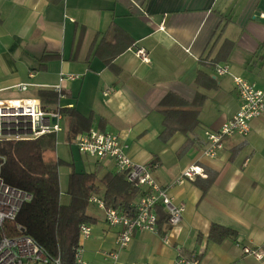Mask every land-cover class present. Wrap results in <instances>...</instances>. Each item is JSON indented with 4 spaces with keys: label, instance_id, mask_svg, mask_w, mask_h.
<instances>
[{
    "label": "crops",
    "instance_id": "0c3cea01",
    "mask_svg": "<svg viewBox=\"0 0 264 264\" xmlns=\"http://www.w3.org/2000/svg\"><path fill=\"white\" fill-rule=\"evenodd\" d=\"M262 12L264 0H0L3 96L36 98L42 104L39 91H51L57 96L56 107L75 108L83 116L92 113L90 130L118 136L132 162L156 165L155 181L169 189L176 204L185 206L180 223L166 235L137 232L127 248L117 251L115 240L122 227L109 226L104 211L89 203L86 213L94 222L82 245V259L88 264H114L102 257L111 252H117L115 264H174L178 251L195 256L198 264H264V258L256 261L240 249L264 251V114L250 122L245 137L225 140L215 159L203 154L205 131L218 130L238 110L233 78L243 77L264 91V23L257 17ZM111 23L134 42L114 60L117 73L95 57L88 59L95 36ZM81 28L83 38L76 49ZM224 42L231 48L217 67L228 65L230 70L218 76L217 67L200 66L199 59L212 60ZM137 48L148 52V64L134 56ZM46 55L58 59L41 69ZM199 71L216 87L208 88L207 81L198 85ZM70 74L80 78L63 80L56 93L53 88L61 76ZM20 86H27V92H14ZM168 94L167 104L160 106ZM196 95L204 97L199 107L191 105ZM180 101L186 106H178ZM163 111L175 113L170 124L176 128L183 122L191 125L184 113L195 111L197 124L164 141ZM65 128L63 119L56 145L65 142ZM77 154L66 161L56 147L57 157L76 172L96 173L98 179L118 173L112 161ZM67 164L58 168L64 205L71 172ZM191 165L199 166L205 176L176 182ZM208 179L212 182L203 191L200 185ZM98 187L93 196L100 199L103 187ZM212 224L236 234L215 243L208 239Z\"/></svg>",
    "mask_w": 264,
    "mask_h": 264
},
{
    "label": "trees",
    "instance_id": "16d2710c",
    "mask_svg": "<svg viewBox=\"0 0 264 264\" xmlns=\"http://www.w3.org/2000/svg\"><path fill=\"white\" fill-rule=\"evenodd\" d=\"M59 1L52 0L55 4ZM83 32L84 29L81 28L76 42V49H79ZM133 43V40L124 30L117 24L111 23L102 35L97 34L95 36L88 53V59L95 57L102 62L105 68L117 73V69L113 65L114 60ZM230 48L231 44L224 42L218 54L212 60H208L209 57L200 58L199 65H208L215 69L220 61H225ZM54 59H58V55L44 56L40 62L41 69H44L46 64ZM206 81L209 85L208 88L216 87L212 83V79L199 71L196 76V83L202 85V83L206 84ZM38 94L44 111H56L62 115V121L65 119L64 140L66 143L73 146L72 142L78 134L90 130L92 113L83 116L75 108L56 107L58 103L57 96L51 91H39ZM170 96V94L166 95L159 105L165 106ZM194 99H196L195 102L191 104L193 107H199L204 101L202 95H196ZM177 104L178 106L182 104L186 106L182 101ZM163 114L164 131L161 138L164 141L168 140L176 131L190 132L197 124V112L195 111L184 113L188 116V120L189 118L192 119L191 125L183 126V123H185L183 122L177 128L170 124V119H173L172 116L175 113L173 111H163ZM57 135L54 133L46 134L30 141H0V178L2 182L5 186L30 197L29 201L22 203L15 219L6 221L0 227V236L13 237L17 235L16 226L18 225L23 230L22 235L31 238L36 245L51 257L58 258L60 264H73L75 261L74 251L78 244V229L82 224L89 225L94 222L86 211L89 206V198L99 191V184L103 187V194L100 199L103 201L105 208L117 209L126 215L132 216L135 215L132 203L139 195L140 188L128 183L120 172L116 174L107 173L100 179H98L96 173L76 172L72 164H67L57 157ZM188 146L189 143L182 150H185ZM64 164L71 167L66 189L68 197L66 205L60 202L58 173V168ZM204 182L200 186L203 191H206L212 181L208 179ZM155 213L157 215L158 234L164 236L169 230V226L166 224L167 216L161 206L155 208ZM235 234L233 230L212 224L208 231V239L219 243L227 237L235 236Z\"/></svg>",
    "mask_w": 264,
    "mask_h": 264
},
{
    "label": "built area",
    "instance_id": "2783aa9c",
    "mask_svg": "<svg viewBox=\"0 0 264 264\" xmlns=\"http://www.w3.org/2000/svg\"><path fill=\"white\" fill-rule=\"evenodd\" d=\"M257 17L264 23V12ZM134 56L143 64L150 62L148 52L143 48L134 50ZM229 70V66L224 65L217 67L216 73L218 76H223L228 74ZM76 79H79L78 75L61 76L60 84L53 89L59 94L63 80ZM233 84L239 99L238 110L218 130L205 131L206 143L203 154L206 158L215 159L222 151L225 140L235 136L245 137L249 132L250 122L264 114V91L239 76L233 78ZM27 90V86H20L14 92L25 93ZM3 95L4 92H0V141H30L46 134L57 135L61 131L62 115L53 110L44 111L38 99L4 97ZM72 145L80 155L90 156L99 161H112L128 183L140 188L139 198L133 204L134 216L126 215L117 209L105 208L103 201L94 196L89 198V203L97 204L104 211L105 221L109 226L122 227L115 240L117 251L127 248L137 232L147 231L158 234L155 213L157 206H161L165 212L169 230L178 226L185 206L182 203L176 204L169 189L161 187L155 181L152 169L156 165L132 162L125 153L128 146L121 143L118 136L99 130H89L78 134ZM204 176L199 166L191 165L182 170L176 182ZM29 199L28 195L5 186L0 178V227L6 221H13L22 203ZM16 229L18 234L13 237L0 236V264H60L58 258L51 257L31 238L22 235L23 230L20 226L17 225ZM90 235V225H80L73 264H88L82 259V245ZM240 249L244 255L256 261H261L264 257L262 249L250 246H240ZM102 257L114 264L118 258L117 252L103 253ZM174 264H198V260L195 256H186L178 251Z\"/></svg>",
    "mask_w": 264,
    "mask_h": 264
},
{
    "label": "rangeland",
    "instance_id": "374dc122",
    "mask_svg": "<svg viewBox=\"0 0 264 264\" xmlns=\"http://www.w3.org/2000/svg\"><path fill=\"white\" fill-rule=\"evenodd\" d=\"M61 134L57 135V141L60 140ZM57 155L61 157V159L70 161V157H76L78 156L76 150L74 147H71L68 143L65 142H59L57 145ZM62 172V171H61ZM63 189V188H62ZM264 258V257H263Z\"/></svg>",
    "mask_w": 264,
    "mask_h": 264
}]
</instances>
